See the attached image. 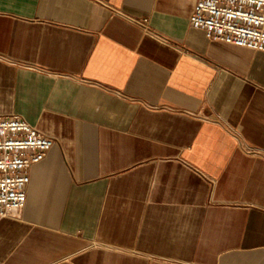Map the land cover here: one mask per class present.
<instances>
[{
  "label": "crops",
  "instance_id": "crops-1",
  "mask_svg": "<svg viewBox=\"0 0 264 264\" xmlns=\"http://www.w3.org/2000/svg\"><path fill=\"white\" fill-rule=\"evenodd\" d=\"M193 4L0 0V116L54 141L0 262L264 264V52Z\"/></svg>",
  "mask_w": 264,
  "mask_h": 264
},
{
  "label": "built area",
  "instance_id": "built-area-1",
  "mask_svg": "<svg viewBox=\"0 0 264 264\" xmlns=\"http://www.w3.org/2000/svg\"><path fill=\"white\" fill-rule=\"evenodd\" d=\"M189 23L209 40L264 52V0H194ZM53 142L18 115L0 116V218H20L28 170Z\"/></svg>",
  "mask_w": 264,
  "mask_h": 264
}]
</instances>
